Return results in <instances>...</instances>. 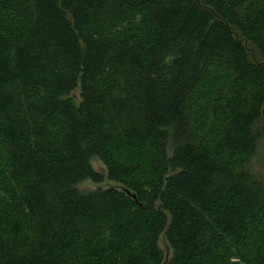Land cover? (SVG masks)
<instances>
[{
	"label": "trees",
	"instance_id": "trees-1",
	"mask_svg": "<svg viewBox=\"0 0 264 264\" xmlns=\"http://www.w3.org/2000/svg\"><path fill=\"white\" fill-rule=\"evenodd\" d=\"M263 122L264 0H0V264H264Z\"/></svg>",
	"mask_w": 264,
	"mask_h": 264
},
{
	"label": "rangeland",
	"instance_id": "rangeland-1",
	"mask_svg": "<svg viewBox=\"0 0 264 264\" xmlns=\"http://www.w3.org/2000/svg\"><path fill=\"white\" fill-rule=\"evenodd\" d=\"M160 1H166V0H160ZM71 97L75 100L76 104L80 103V91L79 90H76L71 95ZM261 126L264 127V122L261 124ZM93 167L96 171L106 174V169L102 165V163H100V161L94 160ZM250 170H251V173L254 174V177L257 180L264 182V139L259 145L257 155L252 161ZM117 186L118 185L116 183L109 181V180H105V182L102 184H95L93 182L86 181V182L81 183L78 186V189L82 192H92L98 189H108V188H114ZM160 247L165 251L167 255H170V252H171L170 248L166 244L164 238L161 239Z\"/></svg>",
	"mask_w": 264,
	"mask_h": 264
},
{
	"label": "water",
	"instance_id": "water-1",
	"mask_svg": "<svg viewBox=\"0 0 264 264\" xmlns=\"http://www.w3.org/2000/svg\"><path fill=\"white\" fill-rule=\"evenodd\" d=\"M135 198V196H133Z\"/></svg>",
	"mask_w": 264,
	"mask_h": 264
}]
</instances>
